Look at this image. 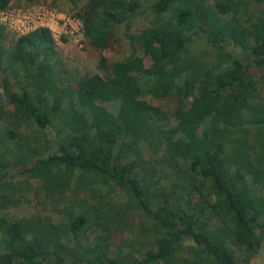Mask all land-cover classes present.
<instances>
[{"label":"trees","instance_id":"trees-1","mask_svg":"<svg viewBox=\"0 0 264 264\" xmlns=\"http://www.w3.org/2000/svg\"><path fill=\"white\" fill-rule=\"evenodd\" d=\"M71 1L93 49L121 32L134 49L79 75L47 29L6 46L0 26L1 83L18 85L0 97V193L13 197L7 172L27 167L19 175L36 176L51 202L73 185L115 206L94 203L61 222L0 216V264H241L239 253L248 263L264 236V195L251 187L264 192V0H153L139 31L141 0ZM200 32L209 61L191 51ZM31 126L32 136L19 133ZM48 134L55 154H44ZM109 229L128 233L115 242Z\"/></svg>","mask_w":264,"mask_h":264},{"label":"rangeland","instance_id":"rangeland-1","mask_svg":"<svg viewBox=\"0 0 264 264\" xmlns=\"http://www.w3.org/2000/svg\"><path fill=\"white\" fill-rule=\"evenodd\" d=\"M152 1L153 0H141L140 7L132 19L133 26L137 31L149 26L153 16L150 7V2ZM58 3L60 6L56 7L53 6L52 0H37L34 3H29L26 0H12L9 8L16 11H25L29 7H33L34 9L39 7H51L55 8L58 12L64 13L66 16L75 18L74 11L72 10L73 3L71 0H58ZM261 4H263L264 8V2ZM252 7L254 8L250 9L249 12L251 15H254L255 10H258L259 6L253 5ZM4 29L7 35L5 40V45L7 46L19 36L6 28ZM52 29L54 36L53 39L55 41V47L59 59L62 60L67 69L76 71L79 75L101 74L102 72L97 67L101 55L108 59V65L112 67L116 63L121 62L125 60L126 57L130 56L134 49L131 42L128 39H125V35L122 32L120 33L121 39L119 42L116 41V39H112L108 47L104 51L99 52L87 43L84 35H81L80 31L77 32V28L75 27L71 28L67 26V31H71L72 35L70 33L62 35L61 30L55 26H53ZM199 37L201 39L200 42L194 44L193 47H191V51L198 54L202 53L205 60L209 61L211 55L208 52V46L204 42V32H200ZM63 38L65 39L64 42ZM237 50L233 46L229 47V51L233 53L236 58L240 59L243 64L248 65V58L240 50ZM42 71L43 69H39L40 73H43ZM17 87L18 85L16 84L15 79H12L9 91L5 92L0 79V97L8 98V93L10 92L11 94L16 92L18 90ZM262 94L264 96V86ZM144 99L152 106L159 105V102L154 100L148 94L145 95ZM170 103V98L163 101V105L166 109L170 107ZM19 133L32 136L34 134L33 127L24 128V130L19 131ZM47 140L48 149L44 154L57 153V148L52 135L48 134ZM23 169L24 168L18 167L13 170H8L7 172L9 177L14 176L12 180L13 183H11L16 187V194L12 197L9 193H0V216L9 221L23 217L40 216L45 218L50 216L54 221L61 222L66 219L69 213H76L77 209H89L94 203H106L109 206H115V199L106 196L104 191L99 193L96 190L95 193L79 194L74 190L73 185L70 186L69 190L66 191L63 196H57L54 201L51 202L45 197L42 190L39 192V181L36 176H33L32 174L28 177L19 175ZM251 187L256 195H264V192L260 191L257 186L251 185ZM62 203L64 204L62 205ZM109 231H112L111 234L113 235L115 242H119L120 238L128 233V230L123 231L122 233L113 229H109ZM188 245H191V242H188L187 246ZM239 256V260L242 262L241 264H264V236L261 237V247L259 252L248 263H243V254L239 253L238 257Z\"/></svg>","mask_w":264,"mask_h":264},{"label":"built area","instance_id":"built-area-1","mask_svg":"<svg viewBox=\"0 0 264 264\" xmlns=\"http://www.w3.org/2000/svg\"><path fill=\"white\" fill-rule=\"evenodd\" d=\"M0 26L19 37L36 29L44 28L50 31L52 38H54L53 26L60 29L62 35L68 33L72 35L71 31H67V26L77 28L76 31H80L83 35L82 25L76 17L66 16L51 7H39L37 9L29 7L25 11H16L8 6L7 9L0 11Z\"/></svg>","mask_w":264,"mask_h":264}]
</instances>
